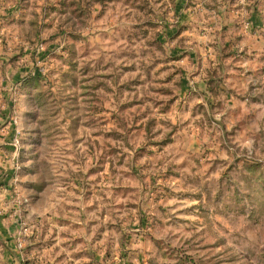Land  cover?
<instances>
[{
	"label": "rangeland",
	"instance_id": "rangeland-1",
	"mask_svg": "<svg viewBox=\"0 0 264 264\" xmlns=\"http://www.w3.org/2000/svg\"><path fill=\"white\" fill-rule=\"evenodd\" d=\"M0 264H264V0H0Z\"/></svg>",
	"mask_w": 264,
	"mask_h": 264
}]
</instances>
